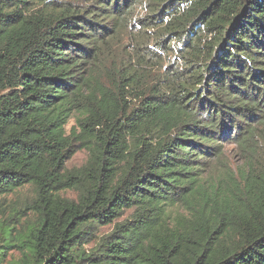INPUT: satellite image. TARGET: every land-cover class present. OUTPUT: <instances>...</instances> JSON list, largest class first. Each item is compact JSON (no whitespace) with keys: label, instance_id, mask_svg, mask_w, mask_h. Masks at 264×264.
<instances>
[{"label":"trees","instance_id":"16d2710c","mask_svg":"<svg viewBox=\"0 0 264 264\" xmlns=\"http://www.w3.org/2000/svg\"><path fill=\"white\" fill-rule=\"evenodd\" d=\"M23 190L11 264H264V0H0V204Z\"/></svg>","mask_w":264,"mask_h":264},{"label":"rangeland","instance_id":"374dc122","mask_svg":"<svg viewBox=\"0 0 264 264\" xmlns=\"http://www.w3.org/2000/svg\"><path fill=\"white\" fill-rule=\"evenodd\" d=\"M74 124V120L70 119L67 126H66V130L69 131V129L71 128V126H73ZM231 147L226 148L225 150V158H226V162L229 166L233 167L236 166V163L238 162V158L235 157V153H233L232 151H230ZM87 159V153L84 150H76V153L73 155V157L66 163L65 167L66 169H73V168H78L81 165L84 164V162ZM239 164V163H238ZM216 172H218V168L216 169ZM215 170L213 171V173H216ZM30 193V191L28 190H23L21 192H17L14 195H9L6 197L4 204H0V217L4 216L7 212H8V205H12L15 206L16 203H25L27 202V198H28V194ZM64 197L73 199L75 198V193L74 192H64L63 193ZM6 205V206H5ZM10 205V206H11ZM131 213L130 210L125 211L123 216L118 220L119 222L122 221L124 218H126L129 214ZM113 228V225H108V226H104L102 228L99 229L97 236H102L104 234H107L108 232H110ZM93 243H89L85 245L86 249L91 248ZM2 250V258L0 259V264H11L12 262H14L15 260L19 259L20 254L18 252V249L16 248H7V249H0Z\"/></svg>","mask_w":264,"mask_h":264}]
</instances>
